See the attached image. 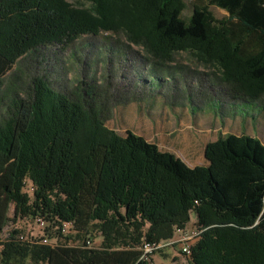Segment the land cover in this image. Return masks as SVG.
<instances>
[{
    "label": "trees",
    "instance_id": "1",
    "mask_svg": "<svg viewBox=\"0 0 264 264\" xmlns=\"http://www.w3.org/2000/svg\"><path fill=\"white\" fill-rule=\"evenodd\" d=\"M78 1L84 6L0 0V83L38 48L121 31L153 58L187 51L216 66L233 98L264 95V0H205L226 19L194 5L187 20L184 0ZM75 90L34 76L28 92L0 106V232L13 204L12 219L71 222L81 239L94 228L101 244H44L19 238L11 224L2 264H135L143 239L171 238L191 214L201 232L186 264H264V143L220 135L204 146L207 164L190 167L131 130L109 128L108 103L87 84Z\"/></svg>",
    "mask_w": 264,
    "mask_h": 264
},
{
    "label": "rangeland",
    "instance_id": "2",
    "mask_svg": "<svg viewBox=\"0 0 264 264\" xmlns=\"http://www.w3.org/2000/svg\"><path fill=\"white\" fill-rule=\"evenodd\" d=\"M69 2L84 6L82 1ZM184 4V20L194 5L206 6L216 19L227 17L225 11L205 0H184ZM34 76H42L65 93L75 92L82 83L91 86L108 103L105 123L109 128L120 135L131 130L153 136L152 141L160 140L161 149H169L189 162L200 157L197 146L191 148L188 156V147L179 140L187 136L188 130H258L264 139V95L257 100L233 98L216 66L187 51L172 54L170 60L153 58L142 47L130 43L121 31L81 35L67 46L49 45L20 57L2 78L0 106L8 104L14 93L28 92ZM161 130L169 133L165 141L157 139ZM25 191L31 194L29 182ZM8 215L10 219L0 232V239H4L11 224L28 236L40 233L32 219H12L13 204ZM190 217L187 232L192 230L195 219L193 214ZM85 235L95 247L100 246L102 237L94 228ZM178 236L179 231H174L171 238L159 241L151 264H186L187 256L173 239ZM62 241L77 243L81 238Z\"/></svg>",
    "mask_w": 264,
    "mask_h": 264
},
{
    "label": "built area",
    "instance_id": "3",
    "mask_svg": "<svg viewBox=\"0 0 264 264\" xmlns=\"http://www.w3.org/2000/svg\"><path fill=\"white\" fill-rule=\"evenodd\" d=\"M31 219L37 226L40 233L35 235L29 234V236L28 234L24 233L19 235V238H30L32 241L38 240V242L44 244H59V242L66 238L65 235L69 236L71 239L76 237L77 231L73 229V225L71 222H62L59 225H55L54 223L46 220L43 216L39 215ZM186 227L176 230L179 231V236L173 239H176V241L178 242L179 250L181 251V253L185 256H188L190 254V248L198 239L201 230L193 227L192 230L187 232L185 231ZM70 238L68 240H71ZM1 241H3V239H0V242ZM77 243L66 242L68 246H81L88 249L95 248L93 241L89 236L81 239V241H78ZM158 243L143 239L139 247L140 255L135 264H151V257L153 253L158 249ZM1 247L2 244L0 243V250Z\"/></svg>",
    "mask_w": 264,
    "mask_h": 264
},
{
    "label": "crops",
    "instance_id": "4",
    "mask_svg": "<svg viewBox=\"0 0 264 264\" xmlns=\"http://www.w3.org/2000/svg\"><path fill=\"white\" fill-rule=\"evenodd\" d=\"M172 131H174V130H172ZM134 133H136V132H134ZM229 133L236 134V135H240V134L244 133V134H247V135L255 136L262 143H264V139L261 136H259V131L258 130H188L187 136H184V137H182V139H179V140L183 141L182 142L183 145L185 144L188 147L189 150L186 153L188 156L192 154V149L191 148H194V146H197L200 159H198L197 161L193 160L194 162H189V160L184 159L183 157H181L180 159H182L190 167H194V166H197V165H206L207 161H206V159L204 158V155H203L204 146L208 142L216 140L220 135H226V134H229ZM140 136L144 137L147 141L154 143L158 147V149H160L161 151H168L169 150V149L168 150L167 149H161L158 146L160 144L159 143L160 140H157V142L152 141L151 139H152L153 136L151 138H150L149 135H143L142 134ZM168 136H169V133L167 131L161 130L160 136H158L157 139L161 138L162 140L165 141V140L168 139L167 138ZM177 136H179V135L177 134ZM168 152H170V150Z\"/></svg>",
    "mask_w": 264,
    "mask_h": 264
}]
</instances>
